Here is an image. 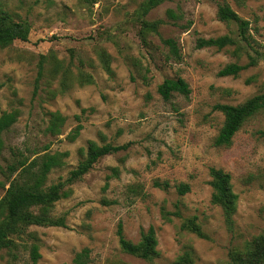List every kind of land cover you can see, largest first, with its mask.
<instances>
[{
	"label": "rangeland",
	"instance_id": "obj_1",
	"mask_svg": "<svg viewBox=\"0 0 264 264\" xmlns=\"http://www.w3.org/2000/svg\"><path fill=\"white\" fill-rule=\"evenodd\" d=\"M223 1L251 21L253 46L263 54L239 77H224L219 71L230 63L247 64L254 49L245 46L236 53V46H196L199 37L236 38L237 26L218 17ZM143 2L0 0L2 11L14 21L28 20L32 28L28 41L0 47V114L20 112L4 135V160H11L10 147L69 152L66 165L50 174V185L78 165L84 158L80 150L89 140L132 142L127 151L101 158L70 186L71 196L55 204L52 214L65 217L67 227L29 228L41 253L36 263L30 250L21 247L17 259L0 252V264H74L84 248L90 249L88 264H176L186 252L192 253L195 264H230L233 249L264 233V110L243 125L230 147H221L215 138L225 118L214 109L217 103L237 105L264 92V0H165L146 16L164 21L160 35L148 36L146 43L136 19ZM169 9L182 18L173 23ZM163 38L178 40L180 60L167 58ZM101 50L111 59L113 75L102 66ZM80 70L94 82L81 85ZM177 77L189 83L191 94L175 93L165 100L159 85ZM51 111L67 117L57 136L45 132ZM79 122L84 129L70 141L67 136ZM211 167L231 174L239 195L232 229L222 207L213 202ZM155 181L170 187L160 189ZM181 183L189 184L190 192L180 195ZM4 194L0 188V197ZM164 209L172 213L171 220L164 217ZM176 211L181 215H174ZM194 216L206 236L181 228ZM120 222L134 242L143 230L154 227L160 255L150 262L125 253L117 234ZM31 243L33 239L26 242Z\"/></svg>",
	"mask_w": 264,
	"mask_h": 264
},
{
	"label": "trees",
	"instance_id": "obj_2",
	"mask_svg": "<svg viewBox=\"0 0 264 264\" xmlns=\"http://www.w3.org/2000/svg\"><path fill=\"white\" fill-rule=\"evenodd\" d=\"M90 1V0H86ZM95 1V0H94ZM165 0H144L136 12V19L140 24L139 34L146 43L147 37L152 34L160 35V27L163 20L150 21L146 16ZM218 17L229 25L237 26L236 38L230 35L203 38L196 41L198 48L214 47L218 50L236 46V53H239L245 46L255 51V55L249 54V62L245 65L230 63L223 67L219 74L228 77H239L240 73L259 63L263 54L253 46L252 24L250 20L241 17L227 1L218 3ZM167 16L173 23L182 18V14L174 9L167 10ZM28 20L14 21L11 15L0 9V47H8L16 40L28 41L31 33V26ZM164 44L168 47L169 60H180L182 58L178 40L175 38H163ZM100 59L103 68L110 75L114 74L111 67V59L106 51L101 50ZM44 72V65L41 64L39 76ZM253 77L247 82L253 81ZM94 82L91 74L80 70L79 83L92 84ZM159 94L165 100H170L175 93L188 97L191 94L189 83L182 77L166 78L159 87ZM214 109L222 112L225 120L219 134L215 138V144L221 147H230L233 144L235 135L243 125L256 114L264 110V92L256 94L245 102L232 105L217 103ZM20 116L19 110L6 111L0 114V188L5 194L0 197V252L6 251L14 259L18 258V251L21 247L30 250L31 258L36 263L41 258L39 244L33 232L29 231L31 226H62L67 227V222L63 216H54L55 204L61 199L68 198L72 194L71 185L81 181L84 176L91 171L94 165L104 156L127 151L132 142L124 144L104 143L99 144L94 140H89L86 148H81L84 158L72 169L68 176L60 178L57 182L48 184L49 176L54 169L62 168L66 165L69 156L67 151H55L41 153L33 151L27 147V151L20 148L10 147L11 160H4L6 141L4 135L17 123ZM48 125L46 134L57 136L62 134L63 127L67 122V117L60 111L48 112ZM80 119V116H77ZM84 125L78 123L68 134L70 141H75L81 135ZM115 175L118 169L114 168ZM211 185L213 187V202L222 207L225 220L229 228L234 227L233 215L235 214L239 195L234 191L231 174L220 168L211 167ZM154 185L160 189H168V182L155 181ZM178 193L185 195L190 192L191 186L181 183L177 186ZM104 203H110L106 199ZM164 217L171 220L172 213L163 210ZM174 215L180 216L176 211ZM181 228L188 230L198 236H206L201 225L197 222V217L185 219ZM117 234L121 249L128 254L137 256L147 261H154L159 255V239L154 227L143 230L138 242L129 240L124 233L122 222L118 225ZM28 239H33V243L26 244ZM90 249L84 248L77 253L73 259L74 264H88ZM126 264V263H121ZM176 264H195L192 253L186 252L179 256ZM230 264H264V233L255 236L243 248H235L230 252Z\"/></svg>",
	"mask_w": 264,
	"mask_h": 264
}]
</instances>
